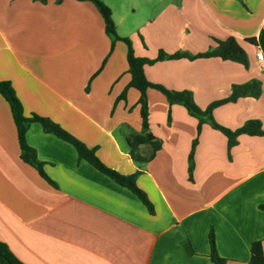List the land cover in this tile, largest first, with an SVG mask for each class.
<instances>
[{"label": "crops", "instance_id": "1", "mask_svg": "<svg viewBox=\"0 0 264 264\" xmlns=\"http://www.w3.org/2000/svg\"><path fill=\"white\" fill-rule=\"evenodd\" d=\"M119 38L136 57L162 50L197 55L235 38L248 66L220 58L167 59L144 66L147 80L189 91L204 110L234 85L260 84L258 98L215 108L216 123L236 130L258 120L264 130V0H101ZM253 38V44L246 39ZM127 46L105 31L89 1L0 0V81L9 82L25 117L47 118L94 149L109 169L129 176L153 212L129 189L99 172L70 143L30 123L27 145L53 184L20 158L10 107L0 95V241L24 264H213L208 236L226 264L264 254V137L227 138L160 92L148 89L147 133L160 142L145 164L126 137L142 133L140 93L127 88ZM126 90L124 99L120 95ZM152 152L149 144L138 149Z\"/></svg>", "mask_w": 264, "mask_h": 264}, {"label": "trees", "instance_id": "2", "mask_svg": "<svg viewBox=\"0 0 264 264\" xmlns=\"http://www.w3.org/2000/svg\"><path fill=\"white\" fill-rule=\"evenodd\" d=\"M40 3H45L46 0H34ZM60 2L61 0H57ZM78 1H89L93 3L99 13L101 14L105 31L108 35L116 40H122L127 46V64L128 73L131 76L130 82L127 88L132 87L139 91V106L140 116L142 119V133L130 134L126 137V142L129 147V155L131 159L138 164H145L150 161L155 152L160 148V142L154 139L149 133H147V117H148V104L146 92L148 89H154L160 92L168 100L170 104L182 105L192 117L198 120L196 137L192 142L191 150L188 156V175L189 179L192 178L194 170V150L198 143L201 126L203 123H208L213 129L221 132L228 142V148L236 145L237 139L240 135L258 136L264 137V130L262 129L261 123L258 120H249L243 126L236 130H230L216 123L212 116V112L218 106L226 103H234L240 98L252 97L258 98L261 95L260 84L257 81H252L244 85H234L231 88V93L228 97L211 103L206 109H200L193 98V95L189 91H172L168 90L162 85L151 83L147 80L144 73V66L148 64H154L159 61L167 59H182L186 58L189 60L200 59V58H220L222 60H228L239 63L244 67L248 66V60L245 51L239 45L237 40L233 37L228 38L225 41H216V46L206 52L199 53L197 55H187L181 53H175L168 55L162 50L158 52V55L153 60H147L144 58L136 57L132 42L127 38H119L116 34L115 25L111 17L110 9L102 3L101 0H78ZM246 42L253 44L254 39H246ZM126 90L120 95V99H124ZM0 95L8 103L12 119L14 121L17 133V139L20 148V158L23 162L32 166L38 174L45 179L48 183L53 184L51 180L47 178L42 170V164L37 160L35 151L30 148L25 141V133L30 123H40L43 130L46 133H51L56 137L73 145L80 159H84L91 166H93L99 172L107 175L114 180L120 186L129 189L138 199L147 207L150 213L153 212L151 203L148 201L145 193L136 186V176L134 175L124 176L117 173L114 170L107 168L95 155L94 149L87 148L82 142L74 138L59 125L53 123L47 118L39 117L37 115H31V117H25L20 101L15 95V92L9 82L0 81ZM142 144H149L152 148V152L147 156H142L138 149ZM261 210L264 211V203L260 206ZM209 248H210V259L213 264H226V261L218 256L215 247L214 234L210 231L208 236ZM0 264H24L22 263L9 249V247L2 241H0ZM248 264H264V254L262 251V245L260 241L253 242L250 247V259Z\"/></svg>", "mask_w": 264, "mask_h": 264}, {"label": "built area", "instance_id": "3", "mask_svg": "<svg viewBox=\"0 0 264 264\" xmlns=\"http://www.w3.org/2000/svg\"><path fill=\"white\" fill-rule=\"evenodd\" d=\"M255 58H256V63H257L258 69H263V67H264V57H263V54H262V52L260 50L256 51Z\"/></svg>", "mask_w": 264, "mask_h": 264}, {"label": "rangeland", "instance_id": "4", "mask_svg": "<svg viewBox=\"0 0 264 264\" xmlns=\"http://www.w3.org/2000/svg\"><path fill=\"white\" fill-rule=\"evenodd\" d=\"M238 2H241V0H237Z\"/></svg>", "mask_w": 264, "mask_h": 264}]
</instances>
